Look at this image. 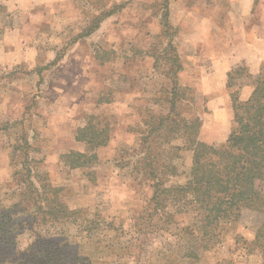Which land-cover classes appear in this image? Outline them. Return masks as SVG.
I'll return each mask as SVG.
<instances>
[{
	"label": "rangeland",
	"instance_id": "rangeland-1",
	"mask_svg": "<svg viewBox=\"0 0 264 264\" xmlns=\"http://www.w3.org/2000/svg\"><path fill=\"white\" fill-rule=\"evenodd\" d=\"M197 1L178 0V5H184L186 11L180 10L177 20L184 13L189 14ZM203 1L214 5L223 2ZM250 3L253 4L250 12L256 15L250 25H258V35L261 33L258 37H263L264 41V0H250ZM171 7L178 9L170 0H0V208L19 199V187L14 184V174L21 168V152L17 146L28 140L39 148L30 152V156L42 160L35 170L47 176L46 180L58 189L69 209L80 211L77 224L63 227L38 224L31 230H24L17 238L21 250L34 241L32 231L40 232L48 241H57L60 231L64 230L71 242H78L80 255L110 264L111 260L121 257V244L137 235L133 232H138L140 224L147 233L150 223L165 226L160 215L152 220L144 219L154 207L151 201L154 175L168 178L167 185L185 182L191 173L194 152L183 134L184 129H180V135L156 129L146 140L147 144L142 137L149 131L150 124L151 127L160 125L163 115L171 111V90L184 92L185 96L177 101V110L182 116L198 119L195 124L188 122V131H194L197 141L215 146L226 142L234 127L235 100L248 99L256 79L264 76V54L249 53V62L232 66L226 74L221 72V89L215 93L226 97L227 109L222 116H211L205 102L214 90L204 89L199 71L189 68L195 57L190 54V44L186 45L183 39L195 22L181 19L175 26L169 21L171 27L164 28L161 36L149 31L157 28L150 21L152 17L160 16L163 23L168 13L170 20ZM199 7L205 9L206 6L200 4ZM112 9L114 16H103ZM98 14L103 19L98 33L92 36L97 28L90 34L87 29L94 26ZM178 31L174 43V33ZM84 33L88 35H82ZM123 42L126 48L134 46L133 50L124 53L125 49L120 48ZM169 42L179 56L181 68L177 73H173L171 59L175 53L168 48ZM181 45L183 53L179 55ZM113 46L120 48L118 57L110 51ZM136 47L141 51L135 53ZM145 51L154 61L147 58ZM96 53L104 57L105 63L101 66L93 65L96 61L92 55ZM134 54L139 56L138 64L134 68L126 67ZM95 71L100 73L102 98L115 100L109 107L111 111L94 114L90 108L91 115L79 122L75 100L87 88L90 78L98 76ZM217 83L220 85L219 81ZM91 124L108 128L110 138L113 135L112 141L109 138L111 144L116 143L117 134L123 138L110 152L101 154L98 146L95 149L99 154L97 162L75 165L72 159L77 158L70 159L64 152L70 150L67 148L79 126L94 127ZM72 128L75 130L70 132ZM167 140H171L170 143ZM80 141L81 151L89 150V144ZM169 162L177 166L176 174L164 168ZM256 185L264 191V181L257 180ZM192 205L186 211L179 205H169L171 211H176L174 218L178 224L171 223L168 232H156L159 233L156 239L153 235L147 238L141 234V241L147 239L139 263L151 260V264H217L222 259L233 258L235 264H264L260 253H248L244 243V240L250 242L255 238L264 219L263 212L249 208L242 210L238 220L226 225L222 240L215 248L202 251L198 260L184 257L185 252L198 246L193 242L184 246L186 238L201 234L195 225L197 212ZM92 218L100 227L88 236L80 222L84 220L86 224ZM113 225L123 227L127 235L119 234L111 240L115 232L108 227ZM180 225L193 226L195 231L179 234ZM128 260L129 264H138L134 257Z\"/></svg>",
	"mask_w": 264,
	"mask_h": 264
},
{
	"label": "trees",
	"instance_id": "trees-1",
	"mask_svg": "<svg viewBox=\"0 0 264 264\" xmlns=\"http://www.w3.org/2000/svg\"><path fill=\"white\" fill-rule=\"evenodd\" d=\"M114 11L112 9L103 16H108ZM103 16L101 14L95 16L94 26L87 29L88 34L99 27ZM167 16L168 13L163 17V26L166 30L171 27ZM87 33L82 35H88ZM168 48L175 53L172 42L168 43ZM171 60L174 64L173 73H177L181 68L178 54L172 55ZM229 74L231 75V72ZM170 93L171 111L163 115L160 120L161 126L151 127L150 124L149 131L143 135L142 140L147 144L146 140L154 135L156 129L162 128L174 135H180V129H184L183 134L188 137L189 147L194 152L191 173L185 182L171 185H167L168 178L154 175L151 197L154 207L144 219L152 220L155 215H160V220L165 226L150 223L146 227L149 230L147 233L140 224L138 232H133L137 235L131 237L124 245L121 244V257L111 260L110 264H129L130 257H134L136 263L143 264L139 262L141 249L144 248V244L146 245L145 240L150 235L156 239L159 236L156 232L161 230L168 232L171 223H177L174 218L176 211L169 209V205L172 204L179 205L184 211L190 209L192 204L195 205L197 212L195 225L197 224V231L201 234L199 237L186 238L184 246L192 242L198 246L195 250L191 248V251L183 254L184 257L194 260H198L202 251L212 250L221 242L226 225L238 220L244 208L264 213V191L256 185L257 180L264 181V76L256 79L248 99L243 101L236 98L233 104L234 127L226 142L218 146L196 140L194 131H188V122L195 124L198 119L195 117L189 120L177 110V101L180 96H185L184 92L171 90ZM91 126L95 128L83 127L78 133V139L87 142L89 150L71 151L66 154L70 159L72 156L77 158L72 159L75 165L87 166L97 162L99 156L95 149L109 141L108 128H97L93 124ZM170 141L167 140L169 143ZM17 147L21 152L19 155L21 168L14 174V184L19 187V199L9 206L0 208V264H103L92 261L89 256L80 255L78 242H71L64 230L58 232L60 235L57 241H48L40 232L32 231L35 235L34 241L25 250L18 247L17 238L24 230H31L38 224L62 227L66 224H77L80 220L78 219L80 211L69 209L61 200L58 189L46 180L47 176L35 170L42 160L31 157L30 152H36L39 148H35L28 140H24ZM177 149L180 147L177 146ZM164 168L175 174L178 171L177 166L171 162L166 163ZM80 225L88 236L100 227L94 218L90 221L88 219L86 224L81 220ZM108 228L115 232L111 240L117 238L116 235L119 234L127 235L123 227L113 225ZM194 228L180 225L178 232L194 233ZM143 233L147 238L141 241ZM98 242L100 244L101 241ZM237 242H240L238 237ZM244 243L248 253L258 252L264 258V219L255 238L250 242L244 240ZM111 249L114 250L113 247ZM151 263V260H147L144 264ZM217 264H235V261L233 258H225Z\"/></svg>",
	"mask_w": 264,
	"mask_h": 264
},
{
	"label": "crops",
	"instance_id": "crops-1",
	"mask_svg": "<svg viewBox=\"0 0 264 264\" xmlns=\"http://www.w3.org/2000/svg\"><path fill=\"white\" fill-rule=\"evenodd\" d=\"M170 2L172 5L175 4L178 6V9L171 7L172 15L170 16L169 21L173 25H178L181 22V19L195 22L194 27L189 28L188 31L185 30V38H183L186 40V45L187 43L190 44V54L194 55L195 57L193 62L191 61L188 66L191 68V70L195 69L199 71V79L205 83L204 89L209 87V91L214 90L212 96L209 97L205 102V105L209 109L211 116H222L227 109L226 97L215 93L217 89H221L220 86L222 85L223 81L221 77L222 75H220L221 72L226 74L227 69H231L232 66L237 65L240 62H249V53L254 52L258 55L264 54V41L263 37H258L261 36V33L258 35V25H250V22L254 20V17L256 16L250 12L253 4L250 3V0H223L221 4L214 5L203 0H198L189 14L186 15L184 13L182 18L177 20L176 15L181 13L179 12L180 10L186 11V7L184 5H178V0H170ZM200 4H205V9H201L199 7ZM219 10H221V12L218 14ZM245 10L246 12L244 13ZM247 10L249 12H247ZM113 14L114 13L110 14V16H114ZM109 19H113V17H109ZM150 21L154 22V27L156 26L157 28L153 30L150 29L149 31L151 33H157V36H161L164 26L162 25L163 23L161 22L160 16H154ZM98 28H100V26ZM98 28L92 33V36H95L98 33ZM179 32L180 31L174 33L176 34L174 43H176V38L179 36ZM124 43L125 42H123L122 46L120 47L125 49L124 53L130 51V49L133 50L134 46L126 48L127 46H123ZM182 45L185 44L183 43ZM182 45L178 48L179 55L183 53ZM120 48L113 46L110 51H112L118 57L120 55V53H118ZM139 51L141 50L136 47L134 52L137 53ZM145 54L149 56L147 57L148 59L151 58V60L153 59L154 61V58L149 55L148 52L145 51ZM92 57L96 61V63L93 62L94 66H101L103 63H105L104 57L97 55V53L96 55H92ZM137 57H139L138 54H134L132 57H130L128 59L129 61L126 62V67L134 68L138 64ZM148 62H150V60H148ZM153 66H156L155 62H153ZM188 66H186V68H188ZM95 74H98V76L96 75L97 77L90 78L87 88L82 91V94L75 100V104H77L79 107V112L76 113V117H78L79 122H81L82 119L85 120V116L91 115V113H89L90 108L93 109L94 114H98L105 110L111 111L109 107H112L115 100L102 98V92L99 91L100 73L95 71ZM218 81L220 82V85L217 83ZM94 83L98 84L93 85ZM247 87L250 90L252 88L251 86H245L244 88ZM90 90L91 92H89ZM242 97L244 96L242 95ZM77 100L79 103H77ZM75 109H77V107ZM64 114H67V110L65 109ZM79 127L80 128L76 130V134L72 136L70 144L67 148L70 150H64V153L71 151L83 152L81 151L82 149L80 147L81 141L78 140V133L82 125ZM73 130H75V128H72L70 132H73ZM117 132L118 130H116V134ZM121 132H124V130H121ZM111 138L113 139V135H111ZM122 138L123 136L117 134V139L115 141L116 143L111 144L109 139L105 145L99 147V152L101 151V154H103L104 151H112L115 146L119 144V141Z\"/></svg>",
	"mask_w": 264,
	"mask_h": 264
}]
</instances>
